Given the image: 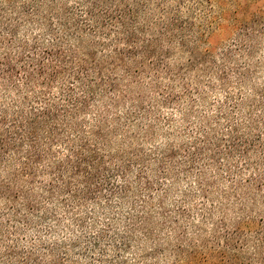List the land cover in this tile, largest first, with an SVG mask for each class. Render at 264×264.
<instances>
[{
	"label": "trees",
	"instance_id": "trees-1",
	"mask_svg": "<svg viewBox=\"0 0 264 264\" xmlns=\"http://www.w3.org/2000/svg\"><path fill=\"white\" fill-rule=\"evenodd\" d=\"M56 2L0 0V264H125L120 252L131 246V235L140 228L151 237L156 217L161 226L185 233L184 223L192 212L187 196L192 192H184L185 198L172 208L165 206L181 176L195 177V196L201 197L196 211L203 218L217 208L225 215L246 199L256 202L264 188L263 99L246 109L243 96L228 91L199 110L186 85L182 95L162 94L157 107L143 106V98H130L128 92L143 77L149 76L158 87L163 77L175 81L181 72L197 68L208 70L212 87L216 76L220 86L229 87L225 62L229 55L223 54L222 62L213 60V47L203 49L202 44H209L216 25L222 28L218 20L215 25V18L226 23L225 29L249 16L239 41L254 49L264 33V0H74V5L60 6ZM191 38L193 50L185 46ZM174 43L180 47H172ZM164 45L168 47L161 53ZM183 51L189 52L188 62L173 72L170 55ZM241 75L245 79L246 74ZM198 95L205 100L203 93ZM129 98V111L113 126V107ZM187 99L183 126L168 132L163 147L128 154L107 151L111 133L122 124L131 127L137 120L145 121L139 128L145 138H152L159 104ZM149 112L153 119L144 117ZM155 189L161 194L153 204ZM211 194L217 195V202L207 203ZM115 196L120 203L132 200L126 234L101 229L83 240L74 237L69 244L25 246L19 240L49 218L57 221L60 206L82 226L77 210L90 201L109 203ZM239 223L234 232L217 224L230 242V264H264L263 229L258 225L249 230L256 236L250 237ZM240 241L253 248L245 263L237 250ZM68 249L84 255L97 252L98 258L80 262L74 256L73 262ZM228 252L227 246L219 249L211 264H226ZM174 254V264H206L200 246L183 238L177 239Z\"/></svg>",
	"mask_w": 264,
	"mask_h": 264
},
{
	"label": "rangeland",
	"instance_id": "rangeland-1",
	"mask_svg": "<svg viewBox=\"0 0 264 264\" xmlns=\"http://www.w3.org/2000/svg\"><path fill=\"white\" fill-rule=\"evenodd\" d=\"M56 3H58L59 6L63 4L74 5V0H57ZM231 4L230 1V10L233 12L236 8L232 7ZM214 9V16H218L220 9L218 6L214 7ZM250 18L249 16L241 18L240 23L235 25V28H232L230 22V27L225 29L222 28L225 27L224 25H226V23H221L219 19L215 18V25L216 20H218V26H222V28L219 29L216 25V30L209 44H202L203 49L207 48L208 45L213 47L211 48L214 51L213 60L222 62L223 54L229 55L225 61L226 66L230 68L229 87L220 86V80L217 76L214 78V85L212 87V85L208 83L206 77V71L208 70L203 71V69L197 68L193 71L185 70L181 72V74L175 78V81H170L168 77H163L158 87L152 85L149 76L143 77L141 83L133 82L130 85L128 95H130V98H143V106L148 107L149 104L155 103L157 107V101L160 100L162 94L172 92L178 96L182 95V91L186 85L194 92V96H196L198 100L196 106H199V110H204L207 102L209 103L212 100L224 98L228 91L234 97L242 95L247 103L245 106L246 109H248L252 102L257 103L262 99L264 107V33L263 37L260 39V44L258 46L256 44L251 51L250 44L247 43V47H244L246 43H241L239 41L242 34L245 32L244 28H246V23L251 20ZM195 45L193 38L189 41L187 40L185 43V46H190L192 50ZM167 47L168 45H164L161 49V53L165 52ZM172 47L177 48L180 46L174 43ZM183 52L186 55L180 52H177L175 56L170 55L171 65L169 67L173 72L179 71L180 67L188 62L187 55L189 52ZM230 53L232 54L231 60L229 58ZM209 64L206 66H209ZM241 74H246L245 79L242 78ZM200 92L205 95L204 101L199 98L198 93ZM130 98L125 102H121L119 106L113 107L112 112L116 115L113 116L115 118L111 119V124L113 126L118 124L119 116H124L125 112L129 111L131 107ZM188 101L189 99L181 102L177 101L169 106L161 103L159 104L161 108H159L158 113L160 114L155 121L157 130L152 138H145L142 130L139 128V124H145V121L137 120L131 127L122 124L121 129L117 130L116 134L113 132L111 133V144L107 146V151L111 150L112 153H116L117 150H120L128 154V152L137 151L142 148L150 150L154 145L163 147L168 140L167 135L169 131L181 130L183 126V112L188 106ZM262 111L264 113V109H262ZM148 114L152 117L146 115L144 117L149 119L154 118L152 112ZM170 116H172L171 123L168 121V117ZM122 121L124 122L123 118ZM147 122H150V120ZM147 122L146 124H148ZM195 180L194 176H181L180 181L177 184H173L171 192L166 200L167 203L165 204L167 208H172L173 204L185 198L184 192H192L187 196V202L190 204L192 212L190 221L184 223L185 233L182 235L179 230L168 229L167 226H161V220L156 217L154 222L155 229L151 237L148 235L147 238L144 235V231L140 228L136 229L135 233L133 232L134 236L131 235V246L127 250L120 252L121 259L124 260L125 264H174V245L177 243L178 238H183V242L198 244L206 259V264L215 262L219 249L227 246L229 252L225 263L230 264V242H226V240L223 239V231L217 227V224L220 225L224 223V227H227L229 232H234L235 224L241 222L239 223L240 229L250 237H256L255 234L249 230H254L258 225L264 231V188L257 194L256 202H251L252 199H246L243 200L242 203H238L237 206L230 208L225 215L217 208L212 211V214H206L208 218H203L202 214L196 211V209L201 206V197L195 196V192L197 191ZM154 191L153 197H155V199L153 204L156 203L159 194H161L160 189H155ZM214 194L209 196L207 203H211L212 199H215L217 202V195L215 197ZM131 201L130 198L126 200V202L120 203V198L115 196L109 203H105L104 200L99 202H87L81 208V211L77 210L83 218L82 226L74 220L73 213H68L65 207L60 206L58 208L57 221L53 218H49L43 226L39 227V230L38 228L37 230L28 229L26 233H22L19 236V240L21 244L25 246L36 243L40 244V242L62 243L65 241L69 244L74 237L79 236L81 240H83L86 234L94 233L101 229L107 230L109 234H126V217L132 210ZM221 220L222 223H220ZM193 225H198L197 229H195ZM220 231L221 233H219ZM127 235L130 236L129 233H127ZM217 236L221 237L217 238ZM155 249L159 252L155 256L150 255ZM237 250L241 257L240 259L243 260L241 262L243 263H245L253 253V248L243 244L241 241L237 244ZM62 251H66V249H62ZM68 252L73 262L74 256L78 258L80 262L89 260L91 256L98 258L97 252L87 255L80 253L79 249H68ZM113 254L114 252L112 250L108 252L110 256ZM255 263H257V261Z\"/></svg>",
	"mask_w": 264,
	"mask_h": 264
}]
</instances>
